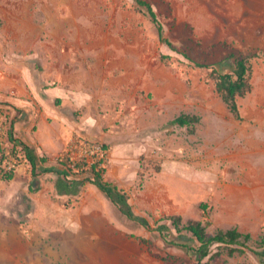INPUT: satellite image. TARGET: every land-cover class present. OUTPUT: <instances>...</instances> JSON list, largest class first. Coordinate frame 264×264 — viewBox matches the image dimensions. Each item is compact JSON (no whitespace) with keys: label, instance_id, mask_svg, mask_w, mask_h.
Wrapping results in <instances>:
<instances>
[{"label":"rangeland","instance_id":"obj_1","mask_svg":"<svg viewBox=\"0 0 264 264\" xmlns=\"http://www.w3.org/2000/svg\"><path fill=\"white\" fill-rule=\"evenodd\" d=\"M147 1L172 47L160 41L156 26L133 0H0V70L21 69L26 84H36L40 92L50 67L59 64V71L90 84L96 97H108L85 109L87 118L80 117L84 110L77 112L75 120L94 129L74 140L71 154L67 148L51 155L41 170L59 167V158L77 161L88 154L93 160L108 145L105 177L127 193L137 215L155 226L173 215L184 222L201 220L209 235L239 227L253 235L250 247L258 249L264 235V0ZM232 52L250 56L253 63L251 91L238 97L240 118L217 90L210 70L194 63L215 64ZM2 103L0 132L2 113L11 111ZM184 112L201 117L195 132L166 128ZM13 116L24 120L26 112ZM0 141L8 149L3 137ZM56 178L42 173L41 189L31 193L34 179L27 163H19L12 180L0 169V216L17 223L11 213L25 192L39 204L11 246L18 259L34 264H260L250 251L230 256L228 247L199 263L122 214L93 184L78 197L58 196ZM28 227L31 236L25 238ZM78 233L96 234V245H83ZM218 250L215 246L213 253Z\"/></svg>","mask_w":264,"mask_h":264},{"label":"trees","instance_id":"obj_2","mask_svg":"<svg viewBox=\"0 0 264 264\" xmlns=\"http://www.w3.org/2000/svg\"><path fill=\"white\" fill-rule=\"evenodd\" d=\"M133 1L138 11L147 16L156 26L160 41L172 47L173 42L167 37L165 25L159 19L153 4L147 0ZM187 58L190 57L187 55ZM194 63L199 68L210 70L216 79L217 90L222 94L231 112L240 118L238 97L245 96L252 88L253 63L251 57L240 56L236 52H232L224 60L215 64L199 61ZM2 105L11 106L15 110L20 111L17 106L11 103L6 102L2 103ZM2 116L4 117V127L2 132H0V137H3L8 142V149H6L1 146L2 142L0 141V169L3 178L12 180L16 174L17 169L8 170L5 167L8 156H13L18 161V166L20 162H25L29 165L34 179V185L30 187L32 192L40 189L38 181L40 175L44 172L54 173L57 176L55 187L58 196L61 197H78L88 184H93L119 207L122 214L147 230L155 232L167 246L184 250L192 259L197 257L199 263L206 258L212 259L215 255L221 254L220 249L222 247H228L230 256L237 252L246 253L250 251L259 260L260 264H264V235H261L258 241L260 248L253 249L249 244L254 240L253 235L241 231L239 227L219 230L215 235H209L207 227L201 220L184 222L182 216L173 215L164 217L155 226L147 217L137 215L133 210L127 193L115 182L106 179L105 158L96 159L91 165L87 162H73L69 158H59V167L41 170L42 166L49 161V157L40 155L36 146L16 137V118L10 112H4ZM200 120V116L184 112L165 126L166 128L179 126L195 132ZM102 150L107 152L109 150L108 145H103ZM201 208L206 210L208 208L207 203H202ZM33 210L32 199L27 194H24L22 198H19L17 208H14V213L19 222L25 223L29 220L28 214ZM142 241L144 243L149 242L146 238H142ZM215 246L219 250L213 253ZM164 260L169 261V257L165 256Z\"/></svg>","mask_w":264,"mask_h":264},{"label":"crops","instance_id":"obj_3","mask_svg":"<svg viewBox=\"0 0 264 264\" xmlns=\"http://www.w3.org/2000/svg\"><path fill=\"white\" fill-rule=\"evenodd\" d=\"M20 70L18 69L16 72L0 70V100L17 106L20 113L26 112V119L23 120V118L17 117L15 120L16 137L36 146L39 154L48 156L50 161L51 155L66 150L82 132L94 129L92 123L86 125L82 119L75 120L74 116L78 114L77 112L84 110V114H80V117L87 118L88 115L85 114V109L88 107L92 109L91 106L94 102L105 100L108 97H96V93L91 89L90 84H81L75 78V75L59 71V64L50 67L48 82L45 83V89L40 92L36 88V84H34V88L26 84V80L20 75ZM29 70L30 68L27 66L25 72ZM36 105H39V109ZM7 108H10L11 111L9 112L12 115L13 112L17 111L11 106H7ZM21 108H24L25 111ZM89 117H92V114H89ZM36 122H38L37 128H35ZM32 125L34 126L32 127ZM39 185L41 189V183ZM31 193L33 192L31 191ZM24 194L32 199L33 212H35L36 207L39 206L37 198L29 192ZM33 212L30 214H33ZM11 215L17 219L14 212ZM29 222L28 220L21 223L17 219V223H15L5 219V216H0V264H34L28 263L27 258L20 257L18 259L15 249L11 247L15 238L21 236L18 232L20 225L25 227ZM66 223L69 224V221ZM65 226L67 225H64L63 228ZM34 227L35 224L32 223V228L34 229ZM32 228L28 227L30 233L25 232L23 237L29 238ZM77 229L79 230V227ZM15 230L17 231L15 232ZM77 239L82 240L83 245L91 246L96 245L97 235L94 233L87 235L78 233ZM42 264H46V262Z\"/></svg>","mask_w":264,"mask_h":264},{"label":"built area","instance_id":"obj_4","mask_svg":"<svg viewBox=\"0 0 264 264\" xmlns=\"http://www.w3.org/2000/svg\"><path fill=\"white\" fill-rule=\"evenodd\" d=\"M76 142L73 141L69 147H68V153L71 154L72 150L75 148ZM105 158V152L102 150V148L98 149V153L97 156L93 157V160H91V158H89L88 154H84L82 156V158L80 160H73L72 158H69L71 161L73 162H87L89 165H91L92 163H94V161L96 159H102ZM5 167L8 170H12V169H17L18 168V161L13 157V156H8L6 162H5Z\"/></svg>","mask_w":264,"mask_h":264}]
</instances>
